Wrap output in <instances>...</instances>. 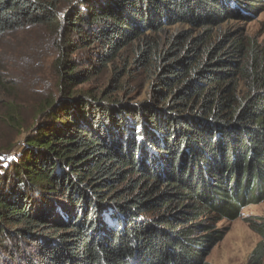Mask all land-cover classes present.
<instances>
[{
    "label": "trees",
    "instance_id": "trees-1",
    "mask_svg": "<svg viewBox=\"0 0 264 264\" xmlns=\"http://www.w3.org/2000/svg\"><path fill=\"white\" fill-rule=\"evenodd\" d=\"M263 1L80 0L59 20L55 0H0V37L63 26L71 47L101 50V69L129 49L154 81L136 105L109 98L119 73L99 97L72 93L90 72L58 49L62 96L27 129L3 117L27 132L20 151L0 147V264H205L221 238L210 214L234 220L264 199V48L215 32ZM178 25L201 33L160 37ZM12 85L0 73V98ZM259 220H246L259 237L248 264H264Z\"/></svg>",
    "mask_w": 264,
    "mask_h": 264
},
{
    "label": "rangeland",
    "instance_id": "rangeland-1",
    "mask_svg": "<svg viewBox=\"0 0 264 264\" xmlns=\"http://www.w3.org/2000/svg\"><path fill=\"white\" fill-rule=\"evenodd\" d=\"M55 1L57 16L59 20H62V16L68 9V3L80 0ZM258 4L261 7L251 15L249 20L238 22L230 19L231 22L222 23L221 27L215 31L216 35L237 32L236 35L249 38L259 47L264 48V1ZM59 28L32 27L0 37V73L13 83L11 94L9 96L2 94L3 97L0 98V147L13 146L16 142L12 151H20L27 132L24 129L31 127L43 103L50 100V97L57 100L62 96L58 90L59 81L54 68L58 49L61 48L67 54L73 50L71 58L79 67L78 69L90 72L87 82L73 86L70 90L72 93L91 92L95 97H99L101 93L115 85V73H119L121 77L116 84L121 87V90H116V87L109 98L117 103L128 105L149 100L153 89L151 84L154 81L147 69H140L130 62L132 54L129 49L124 51L115 62L101 69L96 60L98 51L101 52V50L71 47L70 42L73 43L75 38L69 37L63 26ZM195 30L191 26L178 25L166 30L160 37H171L185 32L186 36L193 39L201 33V30ZM124 63H126L125 67ZM81 64H87V67L83 68ZM8 103L12 104V108ZM6 112H14L16 113H13L14 116L21 117L24 121L22 133L17 134L6 124L3 118ZM240 215L239 218L229 220L220 219L219 214L216 213L210 214L209 222L211 225L214 224V230L220 232L221 238L212 242L211 245H206L203 258L205 264H248L251 252L259 243V237L250 229L246 220L249 219V223L252 224L259 223V219H264V199L257 204L242 208ZM195 231L194 236L205 239L206 234Z\"/></svg>",
    "mask_w": 264,
    "mask_h": 264
}]
</instances>
